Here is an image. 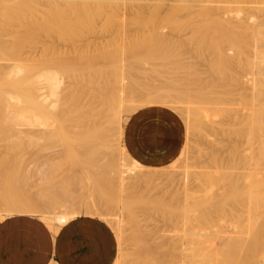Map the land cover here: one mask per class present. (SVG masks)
<instances>
[{
  "label": "rangeland",
  "instance_id": "374dc122",
  "mask_svg": "<svg viewBox=\"0 0 264 264\" xmlns=\"http://www.w3.org/2000/svg\"><path fill=\"white\" fill-rule=\"evenodd\" d=\"M28 1L30 0H0V61H2L0 62V221L8 216L11 217L14 215L35 216L40 219L38 215L13 212L12 207L17 204V202L29 203L35 210H38L39 213L50 209L53 210V208L55 211H58V208L60 210V207L63 209L62 204L65 203V201H68L70 205H72V208L75 209H79V207L83 209L84 205L87 206L88 204V208L91 207L90 209H92L96 204L98 207H101L103 211L96 209L90 210V212H92L91 215L97 211H102L101 213L99 212L96 215L93 214V216H88L89 211L87 210L88 208L86 209L85 207L84 209H86L88 213L85 210L86 213L82 214L83 212L79 210L81 214L79 212L80 215H78L80 217H93L102 221L110 229L112 234H115L118 244L116 261H118L119 264H188L190 262L191 264H200L197 262V259L203 257H212L213 259L203 264H253V262L254 264H264V21L262 20L264 18V4H262V1L248 2L242 6L243 11L241 12H243L244 15L239 14L238 18H234L235 20L237 19L236 22L239 21L241 23H238L234 30H232V28L229 29L227 26H214L215 29H212L213 25H209L210 23H208L209 27L211 26L210 28L202 29V27L199 26L201 25L202 18L198 15L190 17L191 19L194 18L195 24L199 27L197 30H194L196 34L192 29L189 30V28H181L179 30L172 29L171 27L169 28L168 24L160 22L158 26V28H160L159 32L160 34L162 32L161 35L163 37L165 36L166 38H164L166 40L168 39L167 41L169 43L153 48L151 52L154 58L152 57L149 59L145 65L138 66V73L131 76L128 71H125V73H121L120 71V50L124 44L119 46L121 42H119L118 39V41L115 39L114 42H110V47L106 46L107 48H103H106L107 51L103 49L99 51L100 54L103 53L104 55L115 52L116 61L109 63L108 61L105 62L98 58L92 60V63L94 66L96 65V69H98V72L100 71L99 73H102V75L95 73L91 69L89 70L88 67L83 69V67L80 66L81 68H78L77 64L74 62L72 64V61H67V66L68 62L70 63L69 65L72 64L73 66H69L70 68H78L75 72L77 79L81 75L80 73L84 74L87 70L89 71L86 72L87 74L90 73L88 78H86L88 79L86 82L87 84L84 78L82 79L81 77V82L79 81L80 78L78 79L80 84L83 82L85 87L83 84L80 86L77 83V86H79V88L82 87L86 92L82 93V90H78L79 92L76 94H71L72 99L67 94H64V96L62 95L63 98L60 97L61 100L54 112L57 116L55 114H53L55 117L52 115L55 122L49 127H46V129H44V127H35L37 128L36 130L40 129L38 131L33 129V127H26L25 125H28L26 123L23 126L22 124L24 123L10 121L15 114L9 113L4 109L6 104L1 97V93L5 91H13L16 93L23 92L21 88L23 85L20 81L22 82L25 75L22 76V79L20 78L21 80H9L7 76L10 70L18 66L24 69L26 68L27 77L25 76V78H31L30 66L33 70L31 74L37 71L36 69H40L38 66L44 63L45 65L41 67L42 69L56 68L60 70L63 65L59 63H53V65L51 63V66L49 64L52 58L56 62L54 57L57 56V47L59 50H66L69 49L72 44H75L85 56H89L93 53L92 51H94L95 43L100 44L103 41V43H105L110 34L114 33L113 30L117 31L116 28H119V25H117V23L112 24L104 16L99 15V19L95 17L94 20L88 24L89 29L94 30L89 32L86 26L84 27L85 33L83 32L84 35L81 36V31H84V28L81 31L77 29L75 27V22L72 21L74 20L73 18H75L74 15H72L73 18L71 20V18L67 17V15L69 17H71V15L66 10V12L64 11V15L66 16H63L65 17L64 20L67 19L69 23L70 21L72 23H68V27L66 25L64 26L62 31L64 36L62 39L56 36L58 27H55L54 24H60L59 27H61V23L66 22L58 21V19L62 17L63 14L61 13H63V11L60 6L57 8V5H61L63 0H56L57 2L54 0L53 3H55L53 5L45 3V7L42 5L43 3L40 5L42 0H31L30 3ZM36 2H38V5L35 4ZM24 3L26 4L22 5ZM56 3L58 4L56 5ZM30 4L34 5V10H37L35 8L37 7L43 12L47 9L49 11H54L55 9L57 11H54L56 14L54 18L55 21L54 19L53 21L52 19L51 21H47V18L43 19L46 12V17H49L51 14V12H49V14L48 11L41 16L42 13L39 10L37 11L40 13L38 16ZM165 4L166 5H163L164 8L167 7L168 3L166 2ZM18 7L20 11L22 9L28 12V15L23 12V18L25 17L27 20L30 19V22L25 20L28 25L25 24L24 19L17 24V18L22 17V13L19 12V10V13H17ZM24 7L27 9H24ZM31 10L34 12L32 11L33 13H31ZM118 10L120 11H118V14H122V16L119 15L121 18H127L128 20L133 17L129 11L123 10L121 6ZM17 14L20 16H17ZM55 14L53 13V15ZM57 16L58 18H56ZM182 17V15H177L179 22L185 21V18L182 20ZM256 17H258V19H256ZM41 19H43L45 23L40 24L39 22L43 21ZM197 20H200L198 24L196 22ZM244 20H246L247 23ZM23 23L25 26L27 25V27H29L28 31L26 29L27 27L25 28L26 30L23 28ZM51 23L53 24L51 25ZM19 25L22 29L19 28ZM70 25L71 27H69ZM166 25H168V27ZM208 25H206V27H208ZM238 25H241V27H238ZM38 26H41L39 27L41 29H37ZM42 26L44 28H42ZM127 28L125 31L127 34L135 33V27L130 26ZM223 28L226 33H224L225 31H219L221 29L224 30ZM41 30L42 33H40ZM118 30L121 29L119 28ZM211 30L214 32H211ZM35 31H38L40 34ZM30 33L32 35H30ZM201 33L203 34L201 35ZM72 34L74 36H71ZM176 37L179 40L176 39ZM206 37L208 39H206ZM26 38L28 40H26ZM229 39L231 41H229ZM86 40L87 42H91L93 46H89L91 43H87ZM206 40L208 42H205ZM170 42L174 43L170 44ZM84 43L85 45L89 44V47L85 46ZM229 44L231 46H229ZM219 49H224L223 58L219 57ZM31 57L32 59H30ZM58 64L59 68H57ZM67 66L64 64L63 69H68ZM90 75L97 77L101 84L99 85V81L95 78L93 80ZM105 75L110 77L114 92L108 93V91H105L103 95L108 96L110 101L108 97L103 96L104 103L100 105L99 102L98 104L94 102L96 99L95 96L102 95L99 93L100 91L102 93L101 89L104 88L105 84L109 86L108 83H111L110 81H105L106 83L103 82V80L107 78ZM65 76L67 82L71 80L66 74ZM82 76L84 77V75ZM120 78L124 81H120ZM6 79L8 80L6 81ZM75 81L77 82V80ZM94 81L97 82L96 84L101 88H96L100 89L99 92L94 89L96 87ZM134 81H137L138 84L143 83L142 85L140 84L141 86H153L154 88H151L153 93L160 92V89H162V93L167 90L168 92L166 91L165 93L171 94L170 96L174 99L176 97V100L178 97L174 91L179 87L184 90H189L191 94L194 93V96L199 92L215 93L213 96L216 97V99L213 98L214 100L210 99L209 101L210 104H216L215 106L210 104L201 105L203 107H213L215 108V112L207 113L210 114L207 120L209 122H206L207 124L204 126V131H200V136L187 135L184 117L181 112H178L179 110L174 111L167 106H160L158 103H151L153 104L152 106L151 104H147V100H142L144 106L140 107V110L138 109L135 113L137 114L146 110H157L159 113L169 116L173 121L171 128L179 134L181 140L179 152L161 165H146L144 168L145 165L140 167V164L139 168L137 166L139 165L137 160L132 161L133 157L127 150L123 137V132H125L128 122L135 115V113L127 115L130 113L131 107L120 108V120L123 126L122 133L121 129L119 130L116 128V123H112V125L115 124L112 127V125L106 122V120H108V118H106L108 117L107 109H109V106H113V102L118 100L116 98V95L119 96L118 87L120 88L122 83H125L127 87H131L133 84H136ZM175 82L178 84H175ZM17 84H19V88ZM123 89L122 86L120 90L124 91ZM90 90H92L93 93L96 91V94H93L95 96H91L93 100L90 99V95H87ZM125 91L127 92V89ZM146 93L148 92L146 91ZM85 95H87V99L89 98V100L84 101V99H82ZM125 95H123V97ZM69 98L71 100H69ZM184 98L187 100L189 96L185 94ZM184 98H181V100L178 99V101H186ZM97 100L98 99H96V101ZM105 101H108V103ZM75 102L78 106H85L86 109H84L86 111L84 110V113L86 114L87 112L88 115L92 114L91 110L94 108V112L96 111L99 116H97V120L105 117L102 119V121H105H88V123L75 122L74 119L79 113L75 111H73V115L69 114L71 118L66 115L64 116V112H68V110L72 111L77 108V105L73 104ZM124 103L125 104L122 103L123 106L127 105L126 102ZM142 103L137 102L135 105H142ZM87 104H92L93 106H87ZM154 104H156V106ZM98 106H102V108ZM122 109L123 112L121 111ZM4 110L6 112H4ZM125 111L128 112L126 115ZM9 117L12 119H9ZM126 119L128 120L125 123ZM3 120L5 123H3ZM7 121L8 123H6ZM58 121L60 122L58 123ZM70 123L72 126L82 125V127L81 129L78 128L79 130H74L73 128H75V126L71 128ZM94 123H96V126ZM87 124H90L91 127L94 126L95 128L93 129H95V132L94 130L91 132L92 128ZM113 130L115 132H113ZM118 130L120 132H118ZM42 132L43 136H41ZM46 132L49 133L47 134ZM88 132L90 133L89 137ZM38 133L40 134L37 135ZM121 134H123V136ZM91 137H95L92 139V144L90 141ZM87 139H90L88 144H86ZM95 141L96 144L94 143ZM187 141L189 148L191 147L190 149L188 145L187 147L184 146V144H187L184 142ZM83 142L85 143L83 144ZM122 145L128 152V154L126 152L125 155H129L132 163L134 162L132 166L135 164L141 171L143 170L142 172L139 169L136 170V167L133 166V168L136 171L139 170V172L137 173L133 170L135 173L131 174L130 171L132 170H130V168L133 169L131 164H129L131 161H128L129 158L122 160L123 155L120 154H124L123 152L126 151L124 149V151L121 152L123 150L121 149ZM114 146L118 148L115 147V150ZM88 147L91 148L88 149ZM80 148L83 149V153ZM79 151L81 152L79 153ZM76 155H80V157ZM81 155H85L83 161H81L83 158ZM241 157L247 158V161L248 159H253L254 162H257L258 169H260L259 171L257 170V174L262 181L253 191L242 185L239 181V161ZM93 158L95 161H93ZM119 162L123 163L119 164ZM249 162H251L249 165L253 163L252 161ZM80 163L82 164L81 168L79 167ZM119 165H123L127 169L124 168V170L123 167ZM115 167L119 169L118 174V169L116 168L115 170ZM82 169H85V171ZM127 172H130V174ZM82 173L86 174L84 175ZM122 173L124 175H122ZM136 173L139 174L137 175L139 179L136 178L137 176L135 177ZM153 174H157V176L154 175V178L152 176ZM140 175L141 177L143 176L142 179ZM144 175H147V177L152 176V178L155 179V184L149 186L150 188L145 185ZM74 176L77 177L75 178ZM120 176L122 180H125V189H123L125 191L124 194L118 192V185L121 181V179L119 181L118 178ZM122 176L125 177L123 178ZM136 180H138V184L135 182ZM126 186H128V188ZM140 190L141 192L139 193ZM186 191H188L187 196H185ZM251 197L254 198L255 201ZM133 199L136 202L132 207L134 208V215L128 217L129 210L126 212L122 207L123 205L131 204V200ZM162 199H164V201ZM122 200L123 202L125 201V203H123ZM250 200H252V202H250ZM117 203L118 205H116ZM148 204L151 207H149ZM5 210H7L6 214ZM103 212L106 213V215ZM7 213H9V215ZM102 213L104 215L98 216ZM107 213L109 219L111 216V218L114 219L115 223L113 222V224H116V228L117 220L118 222L121 221L120 234L118 228L117 231H115V225L112 224V221L110 220L111 222H109ZM78 215L77 217H79ZM109 215L111 216L109 217ZM64 218L66 217L64 216ZM67 220H65V222ZM44 224L54 232L46 223ZM59 226L61 225H58V227ZM118 235H120V237ZM221 253L224 255L222 256ZM248 253L252 255L249 256ZM235 255L239 257V262L237 260H232Z\"/></svg>",
  "mask_w": 264,
  "mask_h": 264
},
{
  "label": "bare ground",
  "instance_id": "6f19581e",
  "mask_svg": "<svg viewBox=\"0 0 264 264\" xmlns=\"http://www.w3.org/2000/svg\"><path fill=\"white\" fill-rule=\"evenodd\" d=\"M19 1V0H18ZM31 1V0H30ZM30 1H28L29 3H30ZM41 1V0H40ZM43 1V0H42ZM41 1V3H40V5L42 4V5H44V7H45V3L47 4V3H49V4H54L53 3V1L54 0H45V1H43L42 2ZM56 1V0H55ZM58 1V0H57ZM56 1V2H57ZM60 1V0H59ZM256 1H259V0H63L62 1V3H61V5L60 4H58V3H56V5L58 6H56L57 8H59V6H60V8H62L61 10L63 11V13H61V14H63L62 15V17L63 16H65L64 14H65V12H66V10L70 13V15H71V17H69L68 15H67V17L68 18H71V20H72V18H73V16L72 15H74V17L75 18H73L74 20H72L73 22H75V27L77 28V29H79L80 31L81 30H83V28L84 27H86L87 26V28L89 29V27H88V24L92 21V20H94V18L95 17H98V19H99V17L100 16H104L106 19H108L112 24L113 23H117V25H119V28L121 29V30H118L117 28H116V30L117 31H114L113 30V32L114 33H111L110 34V38L108 39L107 38V40L105 41V43H100V44H96L95 43V45H94V51H92L93 53L91 54V55H89V56H85L84 55V53L82 52V51H80L79 49H78V46H76L75 44H72L71 46H70V48L69 49H66V50H59L58 49V47H57V50H58V52H56V54H57V56L56 57H54L55 59H56V62L54 61V59L52 58V59H50L51 61H50V65H51V63L53 64H57V63H59V64H61V65H63L64 66V64L67 66V64H66V62L67 61H72L71 63L73 64V62L75 63V64H77V66H78V68L81 66V67H83V69L84 68H89V70L91 69L92 71H94L95 73H99L98 72V69H96V65L94 66V64L92 63V60L93 59H100V60H102V61H108L109 63L110 62H113V61H116V53L115 52H113V53H108V55H104L103 53L102 54H100L99 53V51L100 50H102L104 47H106V46H109V43L110 42H114V40L116 39H118L119 40V42H121L120 44H119V46L121 45L122 46V44H124L123 45V47H122V49L120 50L121 51V60H119L120 62H121V73H125V71H128V73L130 74V76L131 75H133V74H136V73H138V66H141V65H145V63L146 62H148V60L149 59H151L152 57L154 58V56L152 55V52H151V50L153 49V48H155V47H159L160 45L162 46V44H167V43H169L161 34H162V32H161V34H160V28H158V26H159V24H160V22H162V23H165V24H168L169 25V28L171 27L172 29H181V28H185V29H188L189 28V30L190 29H192L193 30V32H195L194 30L196 29H198L199 27H198V25H196L195 24V22H194V18H190L191 16L193 17H195V15H198V16H200L201 18H202V21H201V25H199V26H201L202 27V29H207V28H210L209 27V25H213L212 27V29H215V27H219V26H221V27H228L229 29L230 28H232V30H234L235 28H236V25L239 23V24H241L239 21H237L236 22V20L234 19V18H238V15L239 14H243V12H241V11H243L242 9V6L245 4V3H252V2H256ZM262 1V4H264V0H261ZM168 3L167 4V7H163V5H166L165 3ZM34 3V2H33ZM26 3H24V4H22V5H25ZM31 4H32V2H31ZM30 4V6H32V8H33V10H34V5H31ZM36 5H38V2H36L35 3ZM29 5V4H28ZM21 6V5H20ZM122 7V9L123 10H125V11H129L132 15H133V17L132 18H129L128 20H127V18L126 19H124V18H121V16H122V14H118V9H119V7ZM46 7H48V6H46ZM37 10H34L35 11V13L38 15H40V13H38L37 11H39L40 9L39 8H37V7H35ZM50 8V7H49ZM24 9H27L26 7H24ZM18 10H19V7L17 8V13H19V12H21L22 14V17L19 19V18H17L18 20V22H17V24H19L20 23V21H22L23 19H24V22H25V20H27L25 17L23 18V16H24V14H23V12L26 14V15H28V12L26 13L25 11H23L22 9H21V11L19 10V12H18ZM33 10H31V13H33L34 11ZM29 11V10H28ZM33 11V12H32ZM41 11V10H40ZM46 11H48V13L49 12H51V14L49 15V17H46ZM46 11H41V16H43V14L45 13V17H43V19H45V18H47V21H51V19H52V21H53V19L55 18V16H56V14H55V12L54 11H56L55 9H54V11H49L48 9L46 10ZM65 11V12H64ZM122 11V10H121ZM55 14V15H53V13ZM57 12V11H56ZM67 12V13H68ZM120 12V11H119ZM34 13V14H35ZM72 13V14H71ZM126 14V13H125ZM130 14V15H131ZM163 14V15H162ZM38 15V16H39ZM48 15V14H47ZM100 15V16H99ZM119 15H121V16H119ZM177 15H182L183 17H182V20H184L183 18H185V21H183V22H179V20L177 19ZM244 15V14H243ZM17 16H20L19 14H17ZM31 16H32V14H31ZM50 16H53V17H50ZM60 17L59 19H58V21L60 20V21H66L65 23L64 22H62L61 24H62V26L61 27H59V25H57V24H54L55 25V27L57 26L58 27V29L56 30L57 32H56V36L58 37H61L62 39H63V36H64V33L62 32L63 31V28H64V26L66 25L67 26V24L69 23L68 21H67V19L66 20H64V18L66 17ZM131 17V16H130ZM186 17H189V18H186ZM50 18V19H49ZM56 18H58V16L56 17ZM61 18H62V20H61ZM180 18V17H179ZM11 19V18H10ZM43 19H41V20H43ZM97 19V18H96ZM95 19V20H96ZM97 19V20H98ZM230 19H233V20H230ZM256 19H258V17H256ZM68 20H70V19H68ZM263 21H264V18L262 19ZM27 21H29L30 22V19H28ZM26 21V22H27ZM34 21V20H33ZM54 21H55V19H54ZM200 21V20H199ZM199 21L197 20L196 22H197V24L199 23ZM246 23H247V21L246 20H244ZM25 22V24H27ZM28 22V23H29ZM35 22V21H34ZM33 22V23H34ZM97 22V21H96ZM40 24L41 23H45V21L43 20V21H40L39 22ZM50 23V22H49ZM64 23V24H63ZM70 23H72L71 21H70ZM69 23V24H70ZM108 23V22H107ZM208 23H210L209 25H208ZM53 23H51V25H52ZM93 24V23H92ZM21 25V24H20ZM20 25H19V28H21L22 29V27L25 29L26 27H27V25L25 26L24 25V23L21 25L22 27H20ZM39 25V24H38ZM51 25H50V27H51ZM102 25H104V24H102ZM110 25V24H109ZM168 25H166L167 27H168ZM206 25H208V27H206ZM130 26H133V27H135V33H133V34H130V33H126L125 31H126V28L127 27H130ZM215 26V27H214ZM36 27V26H35ZM39 27H41V26H38L37 27V29H41V28H39ZM68 27V26H67ZM69 27H71V25L69 26ZM93 27V26H92ZM105 27V26H104ZM107 27V26H106ZM161 27V26H160ZM165 27V26H164ZM206 27V28H205ZM238 27H241V25H238ZM28 28L29 27H27L26 29H27V31H28ZM42 28H44L43 26H42ZM47 28V27H46ZM45 28V29H46ZM94 28V27H93ZM23 29V30H24ZM25 29V30H26ZM75 29V28H74ZM128 29V28H127ZM132 29V28H131ZM168 29V28H167ZM220 29V28H219ZM218 29V30H219ZM224 29V28H223ZM24 30V31H25ZM67 30V29H66ZM71 30V29H70ZM91 30L93 31L94 29H89V32H91ZM134 30V29H133ZM188 30V31H189ZM39 31V30H38ZM37 31V32H38ZM44 31V30H43ZM48 31V30H47ZM171 31V30H170ZM204 31V30H203ZM207 31V30H206ZM205 31V32H206ZM219 31H225V29L224 30H219ZM30 32V31H29ZM36 32V31H35ZM36 32V33H37ZM50 32V31H49ZM48 32V33H49ZM53 32V31H52ZM52 32H51V34H52ZM66 32V31H65ZM82 32V34H81V36H83L84 35V33H85V28H84V31H81ZM84 32V33H83ZM107 32L109 33V31L107 30ZM128 32V31H127ZM173 32V31H172ZM180 32V31H179ZM183 32V31H182ZM187 32V31H186ZM211 32H214L213 30H211ZM210 32V33H211ZM216 32V31H215ZM39 33V32H38ZM40 33H42V30L40 31ZM39 33V34H40ZM70 33V32H69ZM80 33V32H79ZM167 33V32H166ZM224 33H226V31L224 32ZM54 34V33H53ZM192 34V33H191ZM195 34H196V32H195ZM203 33H201V35H202ZM30 35H32L31 33H30ZM43 35H45V34H43ZM80 35V34H79ZM171 35V34H170ZM169 35V36H170ZM208 35H209V33H208ZM223 35V34H222ZM19 36V35H18ZM49 36V35H48ZM51 36V35H50ZM66 36V35H65ZM71 36H74L73 34L71 35ZM80 36V37H81ZM187 36V35H186ZM185 36V37H186ZM189 36V35H188ZM21 37V36H20ZM55 37V36H54ZM172 37V36H171ZM178 37V36H177ZM176 37V39H178ZM181 37V36H180ZM192 37H194V36H192ZM27 38H28V36H27ZM26 38V40H28ZM37 38V37H36ZM46 38V37H45ZM60 38V39H61ZM74 38V37H73ZM170 38V37H169ZM174 38H175V35H174ZM173 38V39H174ZM197 38V37H196ZM199 38H200V36H199ZM29 39H30V37H29ZM75 39V38H74ZM73 39V40H74ZM173 39H172V41H173ZM206 39H208L207 37H206ZM45 40V39H44ZM78 40V39H77ZM117 40V41H118ZM179 40V39H178ZM191 40V39H190ZM42 41V40H41ZM98 41H100V40H98ZM177 41V40H176ZM188 41V40H187ZM212 41V40H211ZM229 41H231L230 39H229ZM86 42H87V40H86ZM124 42V43H123ZM205 42H208L207 40L205 41ZM218 42H220V41H218ZM225 42V41H224ZM87 43H91V42H87ZM174 43V42H173ZM173 43H171L170 42V44H173ZM178 43H180V42H178ZM184 43V42H183ZM211 43V42H210ZM89 44H87V45H85V43H84V45L85 46H87V47H89V46H93L92 45V43L89 45ZM114 44H116V43H114ZM207 44V43H206ZM215 44V43H214ZM218 44V43H217ZM216 44V45H217ZM226 44V43H225ZM89 45V46H88ZM211 45V44H210ZM215 45V46H216ZM116 46V45H115ZM165 46V45H164ZM163 46V47H164ZM178 46V45H177ZM212 46V45H211ZM223 46V45H222ZM227 46V45H226ZM225 46V47H226ZM229 46H231L230 44H229ZM110 47V46H109ZM210 47V46H209ZM107 48V47H106ZM103 49V50H106L107 51V49ZM90 49V48H89ZM117 49H119V48H117ZM200 50V49H199ZM205 50V49H204ZM211 50V49H210ZM45 51V50H44ZM43 51V52H44ZM106 51H104V52H106ZM111 51V50H110ZM184 51H185V49H184ZM42 52V51H41ZM175 52V51H174ZM186 52V51H185ZM200 52V51H199ZM209 52V51H208ZM181 53V52H180ZM194 53V52H193ZM205 53V52H204ZM160 54V53H159ZM218 54H219V57H221V58H223V55H224V49H219L218 50ZM194 55V54H193ZM196 55L198 56V54L196 53ZM202 55V54H201ZM207 55V54H206ZM124 56V57H123ZM181 56V55H180ZM196 56V57H197ZM53 57V56H52ZM120 57V56H119ZM187 57V56H186ZM195 57V56H194ZM207 57H208V55H207ZM73 58V59H72ZM30 59H32V57L30 58ZM182 59V58H181ZM180 59V60H181ZM197 59V58H196ZM200 59V58H199ZM203 59V58H202ZM209 59V58H208ZM53 60V61H52ZM99 60V61H100ZM201 60V59H200ZM0 62H2V61H0ZM49 62V61H48ZM65 62V63H64ZM182 62V61H181ZM184 62V61H183ZM42 63V62H41ZM117 63V62H116ZM169 63H170V61H169ZM178 63V62H177ZM206 63V62H205ZM39 64V63H38ZM49 64H48V66H49ZM53 64V65H54ZM59 64H58V67L57 68H59ZM70 63L68 62V69L67 68H64L63 69V66L60 68V70H57L56 68H54L55 66H57V65H55L53 68L54 69H52L51 67V69H48V68H41V67H43V65H45V63L43 64V65H40V66H38V68L40 67V69H36L37 71H34V73H32L31 74V71H33L32 70V67L30 66V76H31V78H25V76L27 77V71H26V68L24 69V68H22V67H14V68H12L11 70H10V73H9V75L7 76V78H9V80H19L20 78L22 79V76L23 75H25L24 77H23V80H22V82L20 81V83L23 85V87H21L22 88V90H23V92H21V93H16V92H13V91H10V92H8V91H5V92H3V93H1V97H2V99L5 101V106L7 107H5V106H3V107H5L4 109L5 110H7L9 113H12V114H15L14 116H13V119L12 118H10L9 117V119H12V120H10V121H14L15 123H24V124H22L23 126L25 125V123L26 124H28V125H25L26 127L28 126H30L31 128L33 127V129H37V128H35V127H44V129H46V127H49L51 124H53L54 122H55V119L54 118H52V115L53 114H55L54 112L56 111V108H57V106L59 105V102H60V97L61 98H63L62 97V95L64 96V94L66 95H69L70 97H71V94H76L77 92H79L78 90H82V93H84V92H86L82 87H80L79 88V86H77V83H78V85H80V86H82L81 84H83V82L80 84V82H81V77H82V79L84 78V80H85V83L88 81V79H86V78H88V75L90 74V73H86V72H89L88 70L83 74V73H80L79 75V81H78V79L76 78V69H78L76 66H74V67H76V68H72L73 66H72V64L71 65H69ZM104 64H106V63H104ZM181 64V63H180ZM185 64V63H184ZM108 65V64H107ZM109 65H112V64H109ZM150 65V64H149ZM210 65V64H209ZM52 66V65H51ZM69 66H72L71 68L69 67ZM176 66V65H175ZM80 67V68H81ZM186 67V66H185ZM195 67V66H194ZM210 67H213V66H210ZM98 68V67H97ZM175 68V67H174ZM187 68V67H186ZM42 69V70H41ZM61 69H63V70H61ZM154 69V68H153ZM193 69V68H192ZM210 69V68H209ZM27 70H28V68H27ZM63 71V72H62ZM182 71V70H181ZM180 71V72H181ZM189 71V70H188ZM194 71H195V69H194ZM193 72V71H192ZM92 73V72H91ZM109 73V72H108ZM110 73H112V72H110ZM172 73V72H171ZM65 74L67 75V77H69V79H71L70 81H66V76H65ZM75 76H74V75ZM100 75H102V73H99ZM113 74V73H112ZM175 74H176V72H175ZM82 75H84V77L82 76ZM85 75H87V76H85ZM146 75V74H145ZM157 75V74H156ZM4 76H6V75H4ZM91 76V75H90ZM90 76H89V79H90ZM104 76V75H103ZM168 76V75H167ZM176 76V75H175ZM105 77H107L106 75H105ZM109 77V76H108ZM105 78V80H103V82H108V81H110L111 82V79H110V77L109 78ZM120 77H121V74H120ZM178 77V76H177ZM91 78H93V80H94V78L95 79H97V77H93V76H91ZM103 78V77H102ZM125 78V77H124ZM127 78V77H126ZM143 78V77H142ZM158 78V77H157ZM169 78V77H168ZM171 78V77H170ZM20 79V80H21ZM107 79V80H106ZM128 79V78H127ZM140 79V78H139ZM174 79V78H173ZM8 79H6V81H7ZM75 80H77V82L75 81ZM122 79L120 78V81H121ZM175 80V79H174ZM198 80V79H197ZM202 80V79H201ZM5 81V82H6ZM97 81H99V79H97ZM122 81H124V80H122ZM156 81V80H155ZM167 81V80H166ZM177 81H178V79H177ZM176 81V82H177ZM192 81V80H191ZM203 81V80H202ZM5 82H4V84H5ZM95 82V81H94ZM105 82V83H106ZM117 82V81H116ZM136 84H133V86H131V87H127V85L125 84V83H122V86H123V90L124 91H122V90H120V88L122 87V86H120V88L118 87V91H119V96L118 95H116V98L118 99H116L117 101L116 102H113V106H109V109H107V115H108V117H106V118H108V120H106V122H107V124H109V125H112V123H116V125L115 124H113L112 125V127L115 125L116 126V128H118L119 130L121 129V133L123 132V126H122V123H121V120H120V108H124V107H131V110H130V113H128V112H126L125 111V115H126V113H128L127 115H131V114H133V113H135L140 107H142V106H144L143 105V101L142 100H147V104H151V103H158V104H160V106L161 105H163V107L164 106H167V107H169L170 109H173L174 111L175 110H179L178 112H181L182 113V115H183V117H184V123H185V128H186V132H187V135H189V134H191V135H194V136H196V135H199L200 136V131L201 130H203L204 131V126L207 124L206 122H209V121H207L208 120V118L210 117V114H207L208 112H215V108H209V107H203V106H201L202 104H210V99H212V100H214V99H216V97H214L213 95L215 94H212L213 92H199V93H196L195 94V96H194V93L193 94H191L190 92H189V90H184V89H182L181 87H179L177 90H175L174 91V89H173V91H174V93L176 94V96L178 97V99L179 100H181V98H184V95L186 94L187 96H189V98H187V100L186 101H178V99L176 100V97H175V99L174 98H172L170 95L171 94H169V93H165L167 90H165L164 91V93H162V89H160L161 91L160 92H155V93H153L152 92V89L154 88L153 86V88L151 87V86H141L140 84H138V82L137 81H134ZM161 82V81H160ZM175 82V84H178V83H176ZM185 82V81H184ZM198 82V81H197ZM97 82H95V84H96ZM99 83V85L101 84V82L99 81L98 82ZM9 84V83H8ZM7 84V85H8ZM16 84V83H15ZM87 84V83H86ZM120 84V83H119ZM155 84V83H154ZM18 85L19 84H17V87H18ZM84 85V84H83ZM107 84H105V86H106ZM108 85L109 86H104V90L103 89H101L97 84H96V87L94 88V89H96V88H100L101 90H102V93H101V91H100V89H96V90H98L97 92H99L100 94H102V95H99V96H95V95H93V94H96L95 92L93 93L92 92V90H90V92L87 94V95H90V99H92V95H93V97L95 96V98L96 99H98L97 101H96V99L94 100V102H96L97 104H98V102H99V104L101 105V104H103L104 103V97L103 96H105V95H103L104 94V92L105 91H108V93L110 92V93H113L114 92V88H113V84H112V82L109 84L108 83ZM174 85V84H173ZM13 86V85H12ZM167 86V85H166ZM176 86V85H175ZM84 87H85V85H84ZM117 87V86H116ZM170 87V86H169ZM2 88V87H1ZM19 88V87H18ZM152 88V89H151ZM156 88V87H155ZM161 88V87H160ZM5 89H6V87H5ZM30 89H31V91H30ZM127 89V92L125 91ZM198 89V88H197ZM201 89V88H200ZM206 89V88H205ZM150 90V91H149ZM193 90V89H192ZM2 91V90H1ZM4 91V90H3ZM146 91L148 92V93H146ZM126 92V93H125ZM168 92V91H167ZM90 93H92V94H90ZM79 94V93H78ZM98 94V93H97ZM116 94V93H115ZM126 94V95H125ZM87 95H85V97L84 98H82V99H84V101H87V100H89V98L87 99ZM109 95V94H108ZM111 95V94H110ZM121 95V96H120ZM123 95H125L124 97H123ZM192 95H193V97H192ZM68 96V97H69ZM72 96H74V95H72ZM105 97H108V96H105ZM81 98V97H80ZM80 98H79V100H80ZM109 98V97H108ZM191 98V99H190ZM214 98V99H213ZM66 99V98H65ZM71 99H72V97H71ZM70 98H69V100H71ZM86 99V100H85ZM106 99V98H105ZM113 99V98H112ZM219 99V98H218ZM64 100V99H63ZM73 100H74V98H73ZM78 100V101H79ZM93 100V99H92ZM153 100V101H152ZM77 101V102H78ZM84 101H82V102H84ZM109 101H110V98H109ZM106 102V101H105ZM124 102H126L127 103V105H124L123 106V104H125ZM137 102H141L142 103V105H135ZM85 103V102H84ZM90 103V102H89ZM106 103H108V101L106 102ZM123 103V104H122ZM145 103V102H144ZM216 103V102H215ZM3 104V103H2ZM74 105L76 104L77 105V103L75 102V103H73ZM157 104V105H158ZM85 105V104H84ZM88 105H91V106H93L92 104H87V106ZM108 105V104H107ZM146 105V104H145ZM152 106H153V104H151ZM155 106H156V104H154ZM210 105H213V106H215L216 104H214V103H211ZM103 106V105H102ZM102 106H98V107H101L102 108ZM122 106V107H121ZM2 107V108H3ZM147 107V106H146ZM85 108V106H78L77 105V108H75L74 110H68V112H64L63 114H64V116L66 115V116H69V114H72L73 113V111H75V112H79L78 113V115L75 117V122L77 121V122H81V123H88V121L90 122V121H100L101 120V122H103V121H105V120H103L102 121V119L103 118H105V117H103V118H101L100 120H97V116H98V113H96V111L94 112V108L91 110V112H92V114H90V115H88V113L86 112V114L84 113V110L86 109H84ZM166 108V107H165ZM72 109V108H71ZM95 109H96V107H95ZM4 110V112H6ZM66 110V109H65ZM128 110V109H127ZM140 110V109H139ZM86 111V110H85ZM122 112H123V109L121 110ZM129 111V110H128ZM218 111V110H217ZM177 112V113H178ZM60 114V113H59ZM101 114H102V112H101ZM122 114V113H121ZM136 114V113H135ZM214 114V113H213ZM56 115V114H55ZM73 115V114H72ZM100 115V114H99ZM106 115V116H107ZM122 115H124V114H122ZM181 115V116H182ZM12 116V115H11ZM54 116V115H53ZM57 116V115H56ZM55 117V116H54ZM70 117V116H69ZM99 117V116H98ZM71 118V117H70ZM82 118V119H81ZM113 119V120H112ZM8 120V119H7ZM71 120V119H70ZM128 119H126L125 120V123H126V121H127ZM9 121V122H10ZM69 121V120H68ZM72 121V120H71ZM60 121H58V123H59ZM124 122V121H123ZM3 123H5L4 122V120H3ZM6 123H8V121L6 122ZM63 123H65V122H63ZM61 124V123H60ZM59 124V125H60ZM95 124V126H96V123H94ZM9 125V124H8ZM14 125V124H13ZM64 125V124H63ZM70 125H71V123H70ZM88 125V124H87ZM90 125V124H89ZM88 125V126H89ZM125 125V124H124ZM18 126V125H17ZM55 126V125H54ZM57 126V125H56ZM66 126V125H65ZM64 126V127H65ZM75 126V128H73L74 130L75 129H78V128H80L81 129V127H82V125L81 126H79V125H74ZM74 126H72L71 125V128L72 127H74ZM76 126H78V127H76ZM1 127V126H0ZM64 127H63V129H64ZM90 127H91V125H90ZM92 128V130H91V132L94 130V132H95V129H93V128H95L94 126H92L91 127ZM43 129V130H44ZM53 129V128H52ZM88 129V128H87ZM112 129H114V128H112ZM38 130H40V129H38ZM38 130H36V131H38ZM79 130V129H78ZM108 130V129H107ZM118 130V132H120ZM47 131H49V130H47ZM51 131V130H50ZM41 132V131H40ZM45 132V131H44ZM60 132V131H59ZM113 132H115L114 130H113ZM29 133V132H28ZM37 133V132H36ZM47 133V132H46ZM49 133V132H48ZM47 133V134H48ZM61 133H62V131H61ZM73 133V132H72ZM104 133H106V132H104ZM108 133V132H107ZM124 133V132H123ZM40 133H38L37 135H39ZM43 134V132L41 133V136H43L42 135ZM64 134H65V132H64ZM89 134V135H88ZM88 134H86V135H88V137L90 136V133L88 132ZM100 134V133H99ZM109 134V133H108ZM108 134H106V135H108ZM118 134V133H117ZM1 135V134H0ZM36 135V134H35ZM36 135V136H37ZM113 135V134H112ZM122 136H123V134H121ZM120 135V136H121ZM44 136H45V134H44ZM97 136H98V133H97ZM120 136H117V137H120ZM121 136V137H122ZM39 137V136H38ZM110 137V136H109ZM114 137V136H113ZM124 137V136H123ZM202 137V136H201ZM76 138V137H75ZM93 138H95V137H91V144L93 143L92 141V139ZM194 138V137H193ZM6 139V138H5ZM46 139V138H45ZM49 139V138H48ZM186 139V138H185ZM51 140V139H50ZM88 139H87V143L86 144H88V141H89ZM47 141V140H46ZM89 141V142H90ZM195 141V140H194ZM48 142V141H47ZM71 142V141H70ZM85 142H83V144H84ZM95 144H96V141L94 142ZM116 143H118V142H116ZM184 143H187V144H184V146H186L187 147V145H188V141L187 142H184ZM71 144V143H70ZM189 144H191V143H189ZM119 145V144H118ZM44 146V145H43ZM46 146V145H45ZM79 146V145H78ZM87 146V145H86ZM100 146V145H99ZM123 146V145H122ZM121 146V149H123L121 152H123L124 151V149H125V147L123 146L122 147ZM101 147V146H100ZM104 147H106V146H104ZM116 146H114V148H115ZM16 148V147H15ZM66 148V147H65ZM65 148H64V150H65ZM91 147H88V149H90ZM116 148H118V147H116ZM116 148H115V150H116ZM188 148H189V145H188ZM191 148V147H190ZM189 148V149H190ZM81 149V148H80ZM193 149V148H192ZM83 149H81V151H82ZM126 150V149H125ZM21 151H22V149H21ZM66 151V150H65ZM81 151H79V153L81 152ZM42 152V151H41ZM88 152V151H87ZM112 152V151H111ZM126 152H127V150L125 151V152H123L124 154H122V153H120L121 155H123L122 156V160H126L127 158H129V155H125L126 154ZM82 153H83V151H82ZM81 153V154H82ZM119 153V152H118ZM18 154V153H17ZM22 154V153H21ZM41 154V153H40ZM58 154V153H57ZM78 154V153H77ZM127 154H128V152H127ZM20 155V154H19ZM30 155V154H29ZM74 155V154H73ZM76 156H78V155H76ZM81 156H83V158L81 159V161H83L84 160V156L85 155H81ZM57 157V156H56ZM55 157V158H56ZM78 157H80V155L78 156ZM55 158H53V159H55ZM74 158V157H73ZM110 159V158H109ZM132 159V158H131ZM79 160V159H78ZM118 160V159H117ZM121 160V161H122ZM136 161L135 159H132V161ZM52 161V160H51ZM55 161V160H54ZM93 161H95L94 160V158H93ZM109 161V160H108ZM128 161H131L130 160V158H129V160ZM132 161H131V163H129V164H131V166H132V164L134 163H132ZM249 161H252L253 163L251 164V165H249V163H251V162H249ZM1 162V161H0ZM124 162V161H123ZM123 162H119V164H122ZM138 162V161H137ZM77 163V162H76ZM99 163V162H98ZM124 163H126V162H124ZM139 163V165H137L138 167L140 166V162H138ZM2 164V163H1ZM83 164H84V162H83ZM89 164V163H88ZM94 164V163H93ZM118 164V163H117ZM127 164V163H126ZM37 165H39V164H37ZM124 165V164H123ZM120 166V167H123V169L124 168H126L125 166ZM69 166V165H68ZM81 166H82V164L80 163L79 164V167L81 168ZM85 166V165H84ZM84 166H83V168H84ZM91 166V165H90ZM106 166V165H105ZM112 166H114V165H112ZM115 166H117V165H115ZM127 166V165H126ZM133 166H135L136 167V165L134 164ZM133 166H132V168H133ZM142 166H144V165H142L141 164V166L140 167H142ZM258 165H257V162H254L253 161V159L252 160H249L248 159V161H247V158H245V157H241L240 158V161H239V170H240V173H239V181H240V183L242 184V185H244L245 187H247L248 189H250V190H252L253 191V189H255L257 186H258V184L259 183H261V181H262V179L261 178H259L258 177V174H257V170L259 171L260 169H258V167H257ZM104 167V166H103ZM118 167V166H117ZM117 167H115L114 169L116 170V168ZM138 167H136V170L137 169H139ZM146 167V165L144 166V168ZM86 168V167H85ZM107 169V168H106ZM118 169V168H117ZM122 169V170H123ZM127 169V168H126ZM16 170V169H15ZM30 170H31V168H30ZM47 170V169H46ZM82 170H84L85 171V169H82ZM120 170H121V168H120ZM125 170V169H124ZM130 170H132V171H130ZM130 172H131V174L133 173H135L134 171H136L134 168L133 169H131L130 168ZM134 170V171H133ZM140 171H141V169H139ZM139 170L138 171H136L137 173L139 172ZM40 171V170H39ZM44 171V170H43ZM42 171V172H43ZM51 171V170H50ZM83 171V172H84ZM87 171V170H86ZM104 171V170H103ZM112 171H114V170H112ZM118 171H119V169L117 170V174H118ZM143 171V170H142ZM141 171V172H142ZM37 172V171H36ZM46 172V171H45ZM57 172V171H56ZM115 172V171H114ZM113 172V173H114ZM130 172H127V173H129L130 174ZM76 173H77V171H76ZM87 173V172H86ZM86 173H82V174H86ZM92 173V172H91ZM125 173V172H124ZM135 174V177L137 176V175H139V174ZM107 174H109V173H107ZM115 174V173H114ZM141 174V173H140ZM15 175V174H14ZM88 175V174H87ZM116 175V174H115ZM114 175V176H115ZM122 175H124L123 173H122ZM154 175H156L157 176V174H153L152 176L155 178V176ZM78 176V175H77ZM77 176H74L75 178L77 177ZM113 176V177H114ZM126 176V175H125ZM124 176V177H125ZM149 176V175H148ZM152 176L150 177H147V175H144V177H145V185H147L148 187L149 186H151V185H154L155 184V182H154V180L155 179H153L152 178ZM25 177V176H24ZM70 177V176H69ZM116 177H117V175H116ZM123 177V176H122ZM123 177V178H124ZM140 177H141V175H140ZM143 177V176H142ZM142 177H141V179H142ZM37 178V177H36ZM95 178V177H94ZM103 178V177H102ZM137 179H139L138 178V176L136 177ZM85 179H87V178H85ZM119 179V181H120V179H121V176L118 178ZM126 179V178H125ZM70 181V180H69ZM76 181V180H75ZM118 181V182H119ZM137 181L138 180H136L135 182L137 183ZM124 182H125V180H122L121 179V181L119 182V185H118V192L119 193H122V194H124L125 193V191L123 190V189H125L124 187H125V185H124ZM141 182V181H140ZM139 182V183H140ZM91 184V183H90ZM127 184V183H126ZM138 184V183H137ZM129 185H130V183H129ZM135 186V185H134ZM141 186H142V184H141ZM98 187H100V186H98ZM127 188H128V186H126ZM136 187V186H135ZM147 187V188H148ZM156 187V186H155ZM154 187V188H155ZM144 188H145V186H144ZM144 188H142V189H144ZM150 188V187H149ZM130 190V189H129ZM148 190V189H147ZM127 191V190H126ZM189 191V190H188ZM188 191H186V195L185 196H187L188 194ZM251 191V192H252ZM137 192V191H136ZM141 192V190L139 191V193ZM151 192V191H150ZM138 193V192H137ZM18 194V193H17ZM146 194H149V193H146ZM113 195H117V194H113ZM139 195V194H138ZM252 195V194H251ZM127 196H128V194H127ZM137 196V195H136ZM155 196H156V194H155ZM158 196V195H157ZM193 196V195H192ZM112 197V196H111ZM120 197V196H119ZM146 197V196H145ZM152 197V196H151ZM154 197V196H153ZM159 197V196H158ZM158 197H157V199H158ZM237 197V196H236ZM252 197H254V196H252ZM251 197V198H252ZM144 198V197H143ZM185 198V197H184ZM113 199H115V198H113ZM123 199V198H122ZM187 199V198H186ZM253 200H254V198H252ZM141 200V199H140ZM145 200V199H144ZM143 200V201H144ZM163 201H164V199H162ZM233 200V199H232ZM89 201V200H88ZM127 201V200H126ZM132 201V203L131 204H126L125 206L123 205V207H122V209L123 210H126V212L129 210V215H128V217H132L133 215H134V208H132L133 207V204H135L136 202H135V200L133 199V200H131ZM150 201V200H149ZM158 201V200H157ZM255 201V200H254ZM28 202V201H27ZM112 202V201H111ZM119 202H120V198H119ZM122 202H123V200H122ZM166 202V201H165ZM185 202H186V200H185ZM250 202H252V200H250ZM89 203H90V201H89ZM106 203V202H105ZM109 203V202H108ZM123 203H125V201L123 202ZM148 203V202H147ZM56 204V203H55ZM107 204V203H106ZM140 204V203H139ZM150 204V203H149ZM149 204H148V206H149ZM8 205V204H7ZM14 205V204H13ZM29 203H24V202H17V204H15L12 208V211L13 212H21V213H27V214H31V215H38L39 217H40V220L43 222V223H46L51 229H53L54 230V232L55 231H57V229H58V225H62L64 222H65V220H67V219H69V218H74V217H77V215L79 214V212L80 211H82L83 213L82 214H84V213H86L87 212V210L89 211V215L88 214H85V215H88V216H93V214H98L100 211H97V212H94L92 215H91V213L92 212H90V210H102L101 209V207H98L96 204H95V206L94 207H92V209H90V208H88V205L87 206H85L84 205V208L86 207V209H80V207H79V209H77V211H76V209L75 208H72V205H70V203L68 202V201H65V203H63L62 204V207H63V209H61V207H60V210H59V208H58V211H55V209L53 208V210H46V211H43V212H40L39 213V211L38 210H35L31 205H30V208H29ZM93 205H94V202H93ZM116 205H118V203L116 204ZM122 205V204H121ZM159 205V204H158ZM92 206V205H91ZM120 206V205H119ZM103 207V206H102ZM136 207V206H135ZM146 207V206H145ZM149 207H151V206H149ZM94 208V209H93ZM99 208V209H98ZM148 208V207H147ZM75 211H74V210ZM80 210V211H79ZM85 210H86V212H85ZM121 210V209H120ZM152 210V209H151ZM6 211L7 210H5V214H6ZM41 211V210H40ZM103 211V210H102ZM101 211V212H102ZM11 212V211H10ZM9 212V213H10ZM65 212V213H64ZM100 212V213H101ZM151 212V211H150ZM9 213H7L8 215H9ZM39 213V214H38ZM60 213V214H59ZM88 213V212H87ZM104 213V212H103ZM101 214V215H98V216H102V215H106V213H104V214ZM4 214V213H3ZM13 214V213H12ZM18 214H20V213H18ZM80 214H81V212H80ZM79 214V215H80ZM78 215V216H79ZM94 215V216H95ZM136 215V214H135ZM64 216L66 217V218H64ZM111 215H109V217H110ZM124 216V215H123ZM9 217V216H8ZM31 217V216H30ZM112 217V216H111ZM110 217V219L108 218V213H107V218H108V220H109V222H111L112 221V224H113V222L115 223V221H114V219H112ZM114 217V216H113ZM120 218V217H119ZM136 218V217H135ZM107 220V219H106ZM111 220V221H110ZM120 220V219H119ZM142 220V219H141ZM117 228L119 229L118 230V232H119V234L121 233V229H120V223H121V221H119L118 222V220H117ZM113 225H115V231H117V228H116V224H113ZM112 226V225H111ZM132 227V226H131ZM149 230V229H148ZM157 233V232H156ZM116 234H117V232H116ZM123 234V233H122ZM119 237H120V235H118ZM128 237V236H127ZM156 239V238H155ZM158 240V239H157ZM155 241V240H154ZM163 244V243H162ZM157 247V246H156ZM161 249V248H160ZM156 251V250H155ZM222 254V253H221ZM239 254V253H238ZM257 254H261V253H257ZM162 255V254H161ZM224 254H222V256H223ZM236 255H237V253H236ZM235 255V257L233 256V258H235V259H233L232 258V260H237L238 261V259H239V257L238 256H236ZM248 255L249 256H251L249 253H248ZM221 256V257H222ZM229 256V255H228ZM231 256V255H230ZM144 257V256H143ZM216 257H218V256H216ZM220 257V256H219ZM162 258V257H161ZM160 259V258H159ZM224 259V258H223ZM247 259H248V257H247ZM149 260V259H148ZM211 260H213L212 259V257H203V258H200V259H197V262L198 263H200V264H203V263H208V262H210ZM225 260V259H224ZM229 260H231V259H229ZM215 261V260H214ZM213 261V262H214ZM226 261H227V258H226ZM240 261H241V259H240ZM165 262V261H164ZM168 262V261H167ZM233 262V261H232ZM239 262V261H238ZM253 262V261H252ZM122 263H124V262H122ZM229 263H230V261H229ZM244 263H246V262H244ZM51 264H54L53 262L51 263ZM114 264H119V262L118 261H116ZM127 264V263H126ZM144 264V263H143ZM188 264H191V262L190 263H188ZM247 264V263H246ZM251 264V263H250ZM253 264H254V262H253Z\"/></svg>",
  "mask_w": 264,
  "mask_h": 264
},
{
  "label": "crops",
  "instance_id": "0c3cea01",
  "mask_svg": "<svg viewBox=\"0 0 264 264\" xmlns=\"http://www.w3.org/2000/svg\"><path fill=\"white\" fill-rule=\"evenodd\" d=\"M172 123L157 110L135 114L124 132L133 159L161 165L176 155L181 140ZM114 237L93 217L69 219L52 232L35 216L14 215L0 221V264H114L118 255Z\"/></svg>",
  "mask_w": 264,
  "mask_h": 264
}]
</instances>
